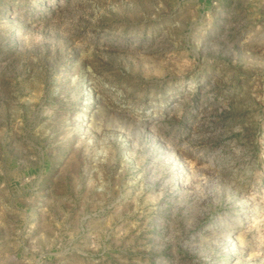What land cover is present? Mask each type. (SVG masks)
Here are the masks:
<instances>
[{
	"label": "rangeland",
	"instance_id": "rangeland-1",
	"mask_svg": "<svg viewBox=\"0 0 264 264\" xmlns=\"http://www.w3.org/2000/svg\"><path fill=\"white\" fill-rule=\"evenodd\" d=\"M0 264H264V0H0Z\"/></svg>",
	"mask_w": 264,
	"mask_h": 264
}]
</instances>
